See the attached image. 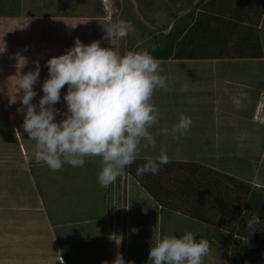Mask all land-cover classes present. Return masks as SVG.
Wrapping results in <instances>:
<instances>
[{
	"label": "rangeland",
	"instance_id": "374dc122",
	"mask_svg": "<svg viewBox=\"0 0 264 264\" xmlns=\"http://www.w3.org/2000/svg\"><path fill=\"white\" fill-rule=\"evenodd\" d=\"M165 3L164 0H159L157 3L153 0H23L24 14L28 17L33 11L38 15L39 13H50V24L45 31H49L50 34L54 31L50 40L54 42L56 56L64 54L73 47L76 38L85 44L99 41L101 47H111L120 54L128 51L135 52L137 49L154 48L159 45L158 40L162 35L169 31L168 28L173 26L170 24V16L176 11L169 9L168 5L167 9H160ZM167 4L170 3L167 2ZM16 5L19 8L20 4L16 0H0V13L13 14L15 13L13 6L16 7ZM5 6L9 7L8 10L3 9ZM2 19L0 18V21ZM120 21L130 22L133 30H124V35L112 39L106 37L105 28ZM160 22L163 27L159 25ZM187 24L178 23L174 31L178 34L182 31L179 40H175L174 47L175 52L178 49L177 54L180 56L189 52L196 54V46L198 44L203 46L202 31L198 30L202 24ZM12 44L14 45L15 42ZM17 50H8V53ZM47 58L45 57V60ZM202 65L215 67L216 64L203 62ZM199 81L201 84L205 80L200 78ZM255 88L253 87L252 91L256 92ZM201 90L206 95L209 94L207 88L203 87ZM173 95L176 94L173 93ZM173 98L183 108L186 106L181 96L176 95ZM233 98H228L231 105L224 95L213 94L210 101L218 107L222 105L221 110H215L213 114L207 111V108L211 106L209 104L188 107L185 112L186 116L192 119L191 128L185 135H178L176 140H166L167 148L165 149L169 161L179 159L197 162L205 168L219 170L237 183H239L238 180L240 183H247L250 189L255 188L256 185L264 187V128L254 126V122L249 121L253 118L252 120L257 123L263 122L264 127V99L261 100V104L253 108V112L256 111L258 114V118L255 119L252 115V108H248L249 105L246 104V108L243 109L242 98L239 99V106L233 102ZM191 100L192 98L188 102ZM223 107L226 115L223 114ZM172 109L175 111L174 106ZM57 114L56 119H59V112ZM202 116L205 118L203 122L195 119L202 118ZM203 127L210 129L206 138L202 131ZM168 129L171 131L172 128ZM178 147H186L189 152L178 149ZM152 151V148L141 147L136 159L155 158L159 155L158 152L151 153ZM9 156L3 159L0 167L3 163L15 162L16 158L19 160L17 155H13V158ZM87 158L95 160L88 162ZM85 161L82 168L64 164L58 171H53L48 167H38L32 170L35 186L39 194L43 195L45 211L52 221L59 219L61 223L66 224L55 227L56 245L59 252L56 250L54 254L58 262V256L61 257L64 250L69 258V264H114L118 254L123 255L126 264H148L151 244L154 246L155 241L161 238L160 225L163 223L169 235L180 236L191 231L197 233V240L200 238L209 240L210 251L203 258V264H255V259L248 253H253L263 243L254 237L252 238L255 240L250 242L249 236L241 239L237 234L235 236L241 239L242 244L250 242L251 246H247L248 252L242 250L243 252L239 253L238 251L237 257L233 258L235 249L232 238H226V235L231 233L226 232L229 231L226 229L231 227L229 221L226 218H224L226 221L220 220L214 213L210 214L212 216L210 218L209 206L192 200L193 203L196 202L194 205L200 208V213L195 212L189 205L190 209L186 212L175 206L171 212L162 215L161 205L147 191L150 188L143 187L144 184L137 178L123 170V174L113 184L102 188L97 181L99 171L90 172L88 168V165H92L90 169H97L100 165L99 157H85ZM181 168H185L184 171ZM187 169L183 165L179 166L174 163L170 165V169H163L160 173L166 172L168 177H182L188 173ZM3 175H7V178L0 181V194L4 192L6 195L4 200L8 204H11L13 200H21L16 196L23 194L28 186L33 189V185L26 180L17 182L15 186H21L16 187L18 194L13 196L15 195L14 188L9 182L12 174L5 171ZM157 175L150 178L148 186H151V182L159 181L161 175ZM7 194L10 195L7 196ZM31 195L34 193L31 192ZM260 197L261 199L257 198L263 202L258 201V204L251 203L250 199L253 197L250 198V196H247V202L243 197L239 202L243 210L244 207L249 206L244 216L253 213L261 218L262 223L257 226L256 234L259 238L261 236L264 238V192H261ZM258 206L260 208H257ZM164 220L168 223L167 227H165ZM33 227L37 228V224H33ZM114 239H122L121 244L117 246Z\"/></svg>",
	"mask_w": 264,
	"mask_h": 264
},
{
	"label": "crops",
	"instance_id": "0c3cea01",
	"mask_svg": "<svg viewBox=\"0 0 264 264\" xmlns=\"http://www.w3.org/2000/svg\"><path fill=\"white\" fill-rule=\"evenodd\" d=\"M16 1L20 6L19 8H17L18 5L13 6L15 13H0L2 14L0 18H3L0 21V163L3 159H7V155H11L9 158L17 155L19 160L16 158L15 162L1 164L0 181L7 178L3 172L9 171L12 174L9 182L15 193L11 195L16 196L18 194L16 187L21 186H15V183L24 180L31 183L33 189L28 186L23 194L16 196L21 200L16 198L17 200H13L11 204L4 200L6 197L4 192L0 194V264H66L63 254L61 257L58 256L59 262L54 254V251H58L55 227L66 224L61 223L59 219L52 221L45 211L43 195L39 194L35 186L31 169V167L35 170L38 167L46 168L47 165L35 161V141L29 140L28 134L23 132L22 124L26 107L24 112H18V109L22 107L19 99L16 104L10 103V95H15L19 91L16 86L19 76L34 70L35 62L39 61L40 77L38 83L34 85L38 95L32 101L38 105L43 96V82L49 78L48 58L56 56L54 42L50 40L54 31H51V34L45 31L50 24L49 12L38 15L33 11L28 17L24 14L23 0ZM153 1L159 2V0ZM164 1L166 3L160 9H167L169 6V9L176 11L170 16L171 25L180 22L191 25L202 24L200 28H197L202 31L203 46L199 44L196 46V54L189 52L180 56L176 49L171 58L158 60L160 74L167 78V89L157 90L151 100L160 113L159 123L149 129L157 141L156 148L151 153H160L161 148H167L166 140L175 139L179 135L176 134L174 137L171 134L158 135L157 133L162 128H172L182 113L186 115L185 111L188 107L209 104L211 105L207 108L209 114L215 110L220 111L222 105L218 107L210 101L213 94L224 95L226 99L242 98L243 109L246 108V104L249 105L248 108H252L255 119L258 114L256 111L253 112V108L261 104V100L264 99V0ZM8 8L3 7L4 10ZM162 17H164L163 14ZM161 24L162 22L159 23ZM170 29H172L171 26ZM13 42H15L14 45ZM13 49L18 50L8 53V50ZM17 54L26 58L25 65L23 62L18 64ZM43 57L44 60H42ZM45 57L48 58L45 60ZM203 62L216 65L215 67L204 66ZM200 78L205 80L201 84ZM256 86L258 88H255ZM67 87L65 85L61 89V100L55 105L60 114L57 121L64 119L67 112V104L63 99ZM203 87L208 89L209 94L206 95L201 90ZM253 87L256 92L252 91ZM173 93L182 97L186 105L184 108L174 100L173 97L176 95ZM22 94V92L17 93V96ZM191 98L192 103L188 102ZM228 102L231 104L229 99ZM172 106L175 107V111ZM223 114L226 115L224 107ZM195 119L202 121L205 118L202 116ZM252 119L249 121L254 122V126L264 128L263 122L257 123ZM208 127L202 128L205 138L210 132ZM17 129L22 133L18 137L15 135ZM178 149L189 152L186 147H178ZM178 161L187 160L178 159ZM5 182L8 183V181ZM31 192L34 195H31ZM59 210L61 211V206ZM33 221L35 223H32ZM33 224H37V228H34Z\"/></svg>",
	"mask_w": 264,
	"mask_h": 264
},
{
	"label": "clouds",
	"instance_id": "9594fccd",
	"mask_svg": "<svg viewBox=\"0 0 264 264\" xmlns=\"http://www.w3.org/2000/svg\"><path fill=\"white\" fill-rule=\"evenodd\" d=\"M105 28V27H104ZM106 37L112 39L132 31L130 22L120 21L105 28ZM18 64L26 58L17 54ZM34 70L20 75L19 89L10 95V103L19 99L24 112L22 129L29 140L35 141L34 158L53 171L64 164L83 167L85 157H99L100 170L97 181L107 188L123 174L126 166L136 160L143 148H156V138L149 131L159 123L160 113L151 102L157 90L167 89V78L162 76L160 64L149 51H128L120 54L111 47H101L99 41L90 44L75 39L74 46L64 54L47 61L49 78L42 85L43 96L38 105L33 98L38 95L34 85L40 77V63ZM67 85L63 99L67 104L65 118L57 121L55 105L61 100V89ZM23 94L19 97L17 93ZM239 106L240 100L233 98ZM192 119L181 114L171 131L162 128L159 134L185 135ZM15 135H22L19 129ZM169 163L164 148L155 158H146L136 169V175H157L161 165ZM262 223L258 215L247 220L251 235ZM197 233L185 232L180 236L164 235L151 244L148 264H203L209 254L210 242L196 239ZM117 246L122 239H114ZM114 264H126L118 254Z\"/></svg>",
	"mask_w": 264,
	"mask_h": 264
},
{
	"label": "trees",
	"instance_id": "16d2710c",
	"mask_svg": "<svg viewBox=\"0 0 264 264\" xmlns=\"http://www.w3.org/2000/svg\"><path fill=\"white\" fill-rule=\"evenodd\" d=\"M177 24L175 23L172 29L162 35L161 39L158 40V46L148 49H137L135 52L147 50L158 60L171 58L173 56L176 41L179 40L180 36L182 35V31H180L181 33L179 34L174 32ZM184 32L185 31H183V33ZM94 160V158L86 159V161L88 162ZM145 160L146 159H136L132 165L126 166L124 170L126 171V173L130 174L134 178H137L139 182L144 184L143 187L150 188H147V191H149L154 199H156L161 205L162 215L171 212V209L175 206H178L179 210H183L186 212L187 209H190V207H188L189 205L195 212L200 213V208L198 209L194 205L196 204V202H192V200H197L200 204L209 206L208 212L210 218L212 217L210 214L214 213L219 217L220 220L226 218L227 221H229V225L231 227L229 229L227 228L226 230L229 231L226 232L231 233H228V236L226 235V238H232L235 249L233 258L237 257L238 251L239 253H242L243 251L248 252L247 246H251L250 242L256 239L259 240L260 243H263L261 244L262 248L259 246L253 252L254 254H248L249 256L252 255V257L255 259V264H264V238L262 236L259 238V235H257L256 232L251 235V230H249L245 226V223L254 214L248 213L247 216H244V213L246 214L249 206H247V208L244 207L243 210L242 206L240 205L241 203L239 202L242 197L246 199L247 196H250V198L253 197L252 199H250L251 203L256 202V204H258L257 202L259 201V199H261L260 194L261 192H264V187L256 185L255 188L250 189L247 183H240V180H238L239 183H237L234 179L229 178L230 176L226 174L223 175V173L217 169L205 168L204 166L196 162L176 160H170L169 163L161 165L158 173V175H161V178L159 177L158 182H151V186H148L147 184L150 183V178L156 177L155 175H152L151 173H146L142 176L136 175L137 167L142 166L145 163ZM174 163L179 166L183 165V167H186V169L188 168V173H186L182 177H168L166 172L160 173L163 169H170V165ZM88 168L90 172L99 171L100 165H98L97 169L94 170L90 169L92 168V165H88ZM181 169L184 171L185 168ZM32 170H34V168H32ZM259 202L262 203L263 201L261 200ZM257 208L260 207L258 206ZM176 211H174V213H177ZM223 221L226 220L224 219ZM167 226L168 223H166L165 221V227ZM160 228L161 237L164 235H169V232H166L163 223L162 225H160ZM235 235L240 236L241 239L249 236L250 242L244 245L242 244L241 239H237ZM252 237H254L255 239ZM62 253L65 263L69 264L70 261L67 257V254L64 250L62 251Z\"/></svg>",
	"mask_w": 264,
	"mask_h": 264
},
{
	"label": "flooded vegetation",
	"instance_id": "af4514ba",
	"mask_svg": "<svg viewBox=\"0 0 264 264\" xmlns=\"http://www.w3.org/2000/svg\"><path fill=\"white\" fill-rule=\"evenodd\" d=\"M163 27V26H162Z\"/></svg>",
	"mask_w": 264,
	"mask_h": 264
}]
</instances>
